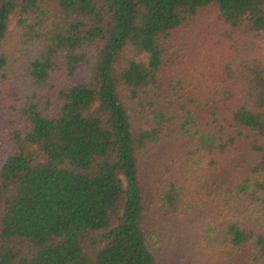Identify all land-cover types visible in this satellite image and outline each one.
<instances>
[{
    "label": "trees",
    "instance_id": "obj_1",
    "mask_svg": "<svg viewBox=\"0 0 264 264\" xmlns=\"http://www.w3.org/2000/svg\"><path fill=\"white\" fill-rule=\"evenodd\" d=\"M262 42L264 0H0V264H160L177 214L198 263L264 264Z\"/></svg>",
    "mask_w": 264,
    "mask_h": 264
},
{
    "label": "rangeland",
    "instance_id": "obj_2",
    "mask_svg": "<svg viewBox=\"0 0 264 264\" xmlns=\"http://www.w3.org/2000/svg\"><path fill=\"white\" fill-rule=\"evenodd\" d=\"M215 23H217L215 11L212 8H207L194 21L181 27L174 34L172 43L170 42L173 46H171L169 56H167L170 58L167 67L179 65L183 69L189 68L191 75H194V70L198 72L199 69H202L201 66L204 67V65H200L198 62L202 60L201 56L207 51L210 44L204 36L211 37L206 31L209 33L210 31L217 32L219 26ZM9 30L6 45L12 47L17 39L14 36L13 26H10ZM205 32L206 34H204ZM261 44L264 47V42ZM208 60H210L209 56H206L203 62ZM203 223H205L203 219L191 220V216L185 217L180 214L173 217L168 216L165 220L160 218L154 229L157 235V241L154 242L155 250L159 255L160 264H200L195 261L194 253L202 245ZM213 261L214 264H229L221 256H216Z\"/></svg>",
    "mask_w": 264,
    "mask_h": 264
}]
</instances>
